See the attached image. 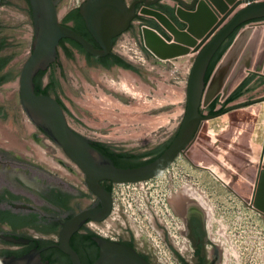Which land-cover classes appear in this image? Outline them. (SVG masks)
Masks as SVG:
<instances>
[{
    "label": "rangeland",
    "instance_id": "1",
    "mask_svg": "<svg viewBox=\"0 0 264 264\" xmlns=\"http://www.w3.org/2000/svg\"><path fill=\"white\" fill-rule=\"evenodd\" d=\"M83 1H60L59 20L65 22ZM160 5L168 7L177 3L174 0H161ZM241 6L243 4L236 10ZM217 15L220 18L221 14ZM70 20L72 19L67 22L73 23ZM258 25L263 26L264 19L240 26L232 41L229 38L222 44L224 53L240 31L255 27L251 30L248 41ZM258 28L262 32L261 27ZM262 39L264 30L259 37V44ZM142 40L137 32H125L117 37L113 47V51L132 63L140 75H133L123 69H99L83 49L69 42L59 44L60 64L52 74L60 84L59 95L70 110V113H65L73 130L91 141L143 156L140 161H145L152 157L150 155L166 148L178 132L185 115L187 83L196 54H184L153 64L146 55L150 58L154 56L145 51ZM31 51L32 48L16 55L15 62L2 70L0 76L26 59ZM245 71L247 75L238 85L241 88L248 78L260 76L256 79L258 84L232 103L233 106H245L229 109L201 122L187 150L175 158L162 173L148 180L152 183L149 191L157 199L162 198L169 187H173L175 195H183V187L188 186L200 193L202 205L206 202L207 207H203L211 221L210 235L217 244L219 264H264V216L251 208L264 144V74L252 69ZM121 72L130 73L136 79L134 85L141 89V94L114 90L108 85H120ZM41 80L46 81V76ZM101 95L111 98L117 104L111 113L92 106L91 103L100 102ZM143 105L148 107L138 109ZM201 110L206 112L204 106ZM21 116L26 137H32V122L22 110ZM42 139L50 150L49 138ZM36 144L34 139L24 141L16 119H9V124L0 121V147L25 156L33 153L40 158ZM61 156L63 160H67L63 153ZM112 186L113 183L111 192ZM173 193L169 197L170 202ZM135 196L133 191L128 192L124 195V200L133 202ZM147 196H150L149 193ZM107 224L110 225L111 222ZM118 225L113 226L118 235H110L114 239L124 237ZM131 227L136 234L139 232L135 224L132 223ZM142 230L149 246L153 245L152 228L149 227L147 232L145 228ZM138 241L137 235L134 242Z\"/></svg>",
    "mask_w": 264,
    "mask_h": 264
},
{
    "label": "water",
    "instance_id": "2",
    "mask_svg": "<svg viewBox=\"0 0 264 264\" xmlns=\"http://www.w3.org/2000/svg\"><path fill=\"white\" fill-rule=\"evenodd\" d=\"M60 1L0 0V59L7 61L2 70L15 62L16 55L32 48L26 59L0 76L6 77V80L0 83V111L6 109V115L0 121L9 124V119H16L24 141L32 140L33 137H26L21 110L26 113L35 125L61 147L65 157L84 175L88 190L101 201V206L82 211L65 222L60 232L59 242L55 245L70 257L71 264H81L79 255L70 246V238L86 220L101 222L109 215L112 196L101 182L125 183L151 179L163 172L179 154L183 153L195 138L194 135L200 123L215 117L200 113L205 84L213 78L215 71L226 69L231 62L238 60L233 73L234 81L240 83L246 76L245 69L251 67L253 62L255 63L254 72L259 73L262 68V74H264V39L259 44L261 32L258 28L257 33L255 31L252 39L248 41L240 31L217 62L208 81L205 80L208 66L222 44L240 26L264 19V0H191L190 3L186 0H174L177 6L173 20L161 11L149 8L161 0H141L145 6L141 8L142 14L145 10L152 11L173 28L172 34L165 30L170 36L168 43L153 28L142 27L145 47L161 60L187 53L189 46L196 48V38L204 36L202 39L204 40L229 12L241 4L243 6L232 13L228 21L195 55L187 83L185 115L174 139L151 162L129 168L117 167L111 158L93 146L91 140L73 130L68 124L65 110L56 98L36 93L34 78L39 71L46 70L57 61V58L60 64L59 42L64 38L78 43L89 55L95 57L107 55L113 48V39L128 28L135 13L134 6H128L125 0H85L83 2L79 7V14L83 18L87 31L99 46L95 48L84 36L60 23L58 15ZM217 13L221 14L220 19ZM180 24L183 27H180ZM128 72L135 75L134 72ZM243 106L244 104L237 105V107ZM252 207L264 211V144L255 178ZM2 208L0 204V209ZM6 228L7 224H0V232ZM165 229L169 236V229ZM123 234L124 237L116 238L134 241L130 231L129 235L126 232ZM8 239L14 242H25L14 237ZM144 239L147 240V238ZM93 240L99 253L91 264H160L156 258L157 251L153 254L147 246L140 247V241L134 242L135 250L124 243L97 235L93 237ZM39 252L40 250L37 249L21 257H2L0 254V264H41L36 258ZM139 252L148 254L150 262Z\"/></svg>",
    "mask_w": 264,
    "mask_h": 264
},
{
    "label": "flooded vegetation",
    "instance_id": "3",
    "mask_svg": "<svg viewBox=\"0 0 264 264\" xmlns=\"http://www.w3.org/2000/svg\"><path fill=\"white\" fill-rule=\"evenodd\" d=\"M125 2L128 6H134L135 13L128 28L123 33L137 32L142 36V27L147 26L153 28L159 35L163 36L167 42H170V36L165 29L155 21L156 19L147 16L145 12L143 14L140 12L141 8L145 7L141 0H125ZM190 2L191 0L187 1V3ZM176 6L177 5L168 7L162 6L159 1L149 8L161 11L168 16L169 19L173 20ZM79 7L76 11L71 13L72 20H70V22L73 23H69L67 20L65 22L60 21V23L72 30L81 27L85 32V36H87V38H85L90 41L95 48H99L98 44L94 41L85 27L83 18L79 14ZM180 27H183V25L180 24ZM117 37L113 39V47ZM61 41L63 43L69 42L72 44L71 41L73 40L64 38L60 40L59 44ZM144 48L145 51H149L146 47ZM89 58L95 62L97 68L104 71L123 69L124 71H131L140 75L137 68L115 53L113 48L105 56L95 57L90 55ZM146 58L153 64L166 62L163 60H170H161L155 56L154 58H150L149 55H146ZM58 64L59 59L57 58V61L53 62L46 70L39 71L42 72L41 78L46 76L47 79L46 81L41 80V88L47 92L46 95L55 97L57 101L59 100L58 102L61 106L66 109L67 113H70V110L59 95L58 91L60 84L54 74H52ZM124 64L131 65L136 71L126 68ZM38 73L36 75H38ZM239 84L232 88L224 100L216 96L208 102L207 100L201 102L200 113L204 116L213 115L216 117L233 107H237V105H232L237 99L228 103H225V101L233 94L235 91L234 88ZM246 93L245 91V94ZM216 99L219 101L218 104L213 109H210L211 103ZM202 106L206 109L205 113L201 110ZM5 115L6 109H2L0 111V119ZM28 118L32 122L34 130L32 137L37 143L36 149L38 148V151H41L43 156L40 155L39 158L33 153L25 156L22 153L16 154L14 151H9L4 147H0V204L3 206V208L0 209V224H7V228L0 232V254L2 257H21L39 249L40 252L36 258L40 260L39 263L41 264H49L52 259L58 260L59 262L57 264H71L70 257L55 246L59 242L62 226L80 212L101 206V201L88 190L85 177L81 171L68 159L63 160L61 156L63 153L61 147L39 126L35 125L29 116ZM43 137L49 138L51 142L50 150L42 141ZM95 142L96 141H92V144ZM106 146L110 147L108 145ZM110 148L115 152H123L112 147ZM166 148L159 152L162 153ZM186 150L187 149H185V151ZM159 152L150 155L152 156L151 158L156 156ZM142 158L143 157L140 159ZM101 184L108 191L111 190V182L102 181ZM232 192L237 195L235 191L232 190ZM201 202L202 201L199 200L197 196L188 197L179 194L175 195V193H173L170 202L173 219H171L168 226L170 235L168 236L165 227H157L161 235L164 236L166 243L169 245L174 264H219L217 244L210 235V220ZM111 210L109 215L101 222L86 220L78 231L71 236L70 246L79 255L81 264H91L98 256L99 249L93 237L97 235L112 240L110 238L112 233L118 235L115 229H113V226H117L118 224V226L122 228V232H126L129 235L130 231L134 238L138 235L140 247L143 248L147 246L154 254L152 245L149 246L150 243L144 239L145 234L143 230H139L136 234L127 219L122 220L123 222L112 219L109 221ZM110 222H112V224L108 225L107 223ZM103 230H106V233H108L107 236L104 235ZM10 237H14L17 240H25V242H14L8 239ZM115 241L129 245L136 250L133 240L125 241L117 238ZM139 254L141 253L139 252ZM141 255L149 258L148 254Z\"/></svg>",
    "mask_w": 264,
    "mask_h": 264
},
{
    "label": "built area",
    "instance_id": "4",
    "mask_svg": "<svg viewBox=\"0 0 264 264\" xmlns=\"http://www.w3.org/2000/svg\"><path fill=\"white\" fill-rule=\"evenodd\" d=\"M148 180L127 182L121 185L113 184L110 218L117 221L127 219L131 222L130 224H135L139 230L145 228L146 232L151 227L152 233L154 234L152 247L154 251H157L156 257L158 261L161 264H174L165 238L157 228L159 226L168 228L171 219H173L169 197L174 189L173 187H169L162 198L157 199L155 197L156 195L154 196L153 192L149 191L152 183H149ZM132 191L136 194L135 200L133 202L125 201L124 195ZM148 193L150 195L149 197L147 196ZM103 233L107 236L106 230ZM110 238L115 241L113 237Z\"/></svg>",
    "mask_w": 264,
    "mask_h": 264
},
{
    "label": "bare ground",
    "instance_id": "5",
    "mask_svg": "<svg viewBox=\"0 0 264 264\" xmlns=\"http://www.w3.org/2000/svg\"><path fill=\"white\" fill-rule=\"evenodd\" d=\"M238 7V6H237ZM236 7V8H237ZM236 8L233 9L231 12H229L226 16H225V19L217 26L216 29H214V31L211 33L209 32L210 34L207 35V37L202 40L204 38V36L201 38H196V42H195V45L197 46L195 48V46H189V50L187 53H183L181 55H194V54H198L201 49L203 48V46L211 39L212 35L225 23L228 21V19L231 17L232 13L234 11H236ZM145 14L149 17H153L157 20V22L170 34H172V30L173 28L169 25V23H167L164 19L158 17V15L152 11H145ZM226 14V13H225ZM220 19V18H219ZM258 27H261V33H263V30H264V25L263 26H256V30ZM255 27L253 26L252 29H243L241 31L242 35H245L244 37L246 38V41L247 39L250 37V33H251V30H253ZM255 30V31H256ZM156 32V31H155ZM174 32V31H173ZM260 32V31H259ZM259 35V34H257ZM253 36V35H252ZM261 36V34H260ZM259 36V37H260ZM252 39V37H251ZM169 43V42H168ZM183 46H185L186 44L185 43H179ZM258 46V45H257ZM180 55H178L177 57H179ZM177 57H174V58H177ZM174 58H166V59H174ZM237 63H238V60H236L235 62H231L228 67L226 69H223V70H217V72L215 71V73L213 74V78H211L206 84H205V87H204V95H203V102L207 100L210 101L212 98L218 96V97H221V99L225 98L229 93L230 91L232 90L233 87H235L237 84H239V81H234V69H236L235 67H237ZM255 68V63L253 62L251 67L249 68H246V69H254ZM245 69V70H246ZM254 71V70H253ZM246 72V71H245ZM263 72V69L261 68L260 72L259 73H262ZM122 73V72H121ZM245 77V76H244ZM136 79L130 74V73H127V72H123L122 75H121V83L120 85H116V84H113V83H109L108 85L111 86V88H113L114 90H125V91H129L131 94H141V89L139 90V88H136V86L134 85V81ZM233 82V83H232ZM187 87H188V84H187ZM145 90V89H144ZM143 91V89H142ZM186 102H187V92H186ZM92 106L94 108H96L97 110H100V109H103L105 111H107L108 113H111V111L113 110V107L116 106L117 104L115 103V101H113L111 98H108V97H105L103 95H101V100L99 103H91ZM200 105H201V102H200ZM148 105H143L141 106L140 110L142 109H145L147 108ZM201 108V107H200ZM136 110V109H135ZM186 110V109H185ZM254 111V110H253ZM125 119V118H124ZM151 119V118H150ZM29 121V120H28ZM30 127V126H28ZM43 155V153H41L40 151V155ZM41 155V156H42ZM140 182V181H138ZM113 183V182H111ZM127 183V182H125ZM113 184H124V182H118V183H113ZM183 195L185 196H188V197H193V196H197L200 199L201 195L200 193L196 192L195 190L191 189L190 187H184L183 188ZM200 196V197H199ZM196 198V197H195ZM252 204V203H251ZM203 205L205 207L206 206V202L204 204L203 202ZM254 210H256L259 214L263 215L264 216V211H261V210H258L254 207H252Z\"/></svg>",
    "mask_w": 264,
    "mask_h": 264
},
{
    "label": "trees",
    "instance_id": "6",
    "mask_svg": "<svg viewBox=\"0 0 264 264\" xmlns=\"http://www.w3.org/2000/svg\"><path fill=\"white\" fill-rule=\"evenodd\" d=\"M72 19V15H70L69 17H67L66 20ZM77 33L81 34L82 36H85V32L81 29V27H77L74 29ZM234 34L230 37V42L232 41ZM62 42V41H61ZM73 45L77 46L78 48H81V46L79 44H77L74 41H71ZM229 42V43H230ZM225 51L224 47H221L217 53L215 54L214 58L212 59L211 63L208 66L206 75H205V80L208 81L215 65L217 64V62L219 61V59L221 58V56L223 55ZM88 55V54H87ZM90 57V55H88ZM7 61L6 59H0V71L5 67ZM124 66L128 69L134 70L136 71L135 68H133L131 65L129 64H124ZM41 76H42V72H39L38 75H36V77L34 78V84H35V91L38 94H47V92L41 88ZM6 80V77H0V83L4 82ZM241 91L237 90L235 91L233 94H231L225 101V103L231 102L235 99H237L240 96ZM59 101V100H58ZM218 104V99L214 100L211 105H210V109H213L216 105ZM63 107V106H62ZM63 109L66 111V109L63 107ZM93 146L95 148H97L99 151H101L103 154H105L106 156H108L109 158L112 159V161L114 162V164L117 167H121V168H129V167H136V166H141L144 165L148 162H151L152 160H154L156 157H158L160 155L161 152H159L156 156H154L153 158H150L148 160L145 161H140V158L143 156L140 155H136L133 153H127V152H115L114 150H112L110 147H107L105 144L100 143V142H95L93 143ZM167 147V146H166ZM143 256V255H142ZM146 260H148V258L146 256H143ZM149 261V260H148ZM59 261L58 260H50L49 264H57Z\"/></svg>",
    "mask_w": 264,
    "mask_h": 264
},
{
    "label": "crops",
    "instance_id": "7",
    "mask_svg": "<svg viewBox=\"0 0 264 264\" xmlns=\"http://www.w3.org/2000/svg\"><path fill=\"white\" fill-rule=\"evenodd\" d=\"M246 75H247V74H246ZM259 77H260V76L255 75V77H254L253 79L248 78V81H246V83H244V85L242 86V88L239 87V86H238V88H234V89H236L235 91H237V90L241 91V92H239V93H240V96H239L237 99H239V98H241L242 96H244V95H245V91H246V92L250 91L251 88H253L256 84H258V83L256 82V79L259 78ZM244 78H245V77H244ZM234 89H233V90H234ZM235 91H234V92H235ZM234 92H233V93H234Z\"/></svg>",
    "mask_w": 264,
    "mask_h": 264
}]
</instances>
